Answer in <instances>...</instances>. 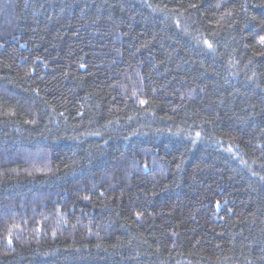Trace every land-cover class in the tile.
Segmentation results:
<instances>
[{"label":"trees","instance_id":"obj_1","mask_svg":"<svg viewBox=\"0 0 264 264\" xmlns=\"http://www.w3.org/2000/svg\"><path fill=\"white\" fill-rule=\"evenodd\" d=\"M0 264H264V0H0Z\"/></svg>","mask_w":264,"mask_h":264}]
</instances>
